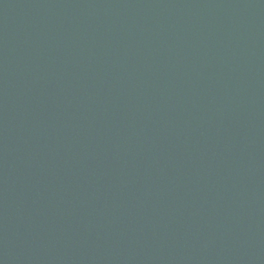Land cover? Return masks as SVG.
Returning a JSON list of instances; mask_svg holds the SVG:
<instances>
[{"label":"water","instance_id":"1","mask_svg":"<svg viewBox=\"0 0 264 264\" xmlns=\"http://www.w3.org/2000/svg\"><path fill=\"white\" fill-rule=\"evenodd\" d=\"M0 264H264V0H0Z\"/></svg>","mask_w":264,"mask_h":264}]
</instances>
